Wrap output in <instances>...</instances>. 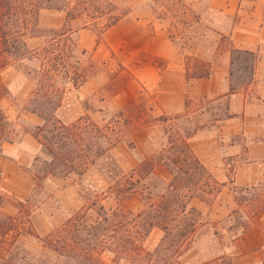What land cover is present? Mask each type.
<instances>
[{
    "label": "crops",
    "instance_id": "0c3cea01",
    "mask_svg": "<svg viewBox=\"0 0 264 264\" xmlns=\"http://www.w3.org/2000/svg\"><path fill=\"white\" fill-rule=\"evenodd\" d=\"M201 1L206 4L205 12L199 13L201 21L202 19L207 21L206 36L201 45L210 50L202 59L211 66L210 77L188 78L181 59L173 58L172 63L167 59L166 51L158 46L151 54L152 61L156 62L154 66L139 71L131 67L127 60L125 68L137 80L128 82L118 91L107 108L114 112L127 109L131 103H137L148 93L154 97L155 106L153 110L148 109L150 118L156 119L161 115L184 118L196 102L210 99L217 103L225 102L223 116L209 124L201 125L187 141L199 162L222 189L212 205L191 203V206L203 215L204 223L194 234L195 239L191 248L178 261L181 264H207L224 257L239 256L237 259L242 260L243 264H263L264 210L257 216L256 226L245 235L237 239L234 237L231 245L227 243L225 247H220V254L211 256L213 251L209 250L212 249L210 244L214 243V238L217 237L216 231H219L222 239L228 242L232 231L229 226H225L228 221L231 222L234 217L241 214L248 221V216L239 209L230 189L229 170L231 168L234 170L233 182L237 189L257 187L264 189V0ZM50 17H61L63 22L56 25L45 24V20ZM65 22L64 12L50 10H43L39 19L42 29H62ZM121 25L122 20L108 29L106 35ZM215 34L220 39L223 36L228 37L234 50L252 52L256 55L253 82L247 88L242 87L230 93V55L214 52ZM77 37L81 51L91 48L93 43L85 30H78ZM128 39L134 43L138 41V36L132 35ZM24 40L32 52H40L46 43L45 38L25 37ZM151 56L148 54L143 57L148 59ZM164 60H168V66ZM24 62L29 61L28 59L20 61L27 64ZM17 66L11 64L0 70L2 82L9 91V95L0 100V111L9 120L19 122L32 130L43 124L41 118L26 110L35 83ZM99 78L100 75H95L78 89L73 85L67 86L62 105L57 111V117L63 124L71 125L88 115L100 126L99 120L102 119L95 111L105 110L102 106L105 102L97 104L94 100L102 90ZM83 101L88 102L89 109L83 107ZM155 111L159 116L154 115ZM161 130L162 126L157 123L144 127L130 135L129 141L133 147L121 142L112 148L108 156L119 164L121 175L132 174L143 161L157 155L164 148ZM2 149L0 193L24 203L30 199L34 190V182L24 169L31 168L33 160L41 153V146L31 134H23L16 143H4ZM151 176L161 180L163 194L172 180L169 172L164 167L157 166ZM43 187L47 198L30 217L40 237L48 236L82 210L86 206V197L96 198L101 194L107 196L110 183L97 167H90L81 178L75 174L62 179L48 177L43 182ZM155 189L157 188L152 187L151 190ZM127 206L134 215L145 210V203L140 198L130 200ZM163 237L164 232L160 228H153L143 243L145 250L154 252ZM104 255L106 253L102 256ZM120 264L133 262L124 260Z\"/></svg>",
    "mask_w": 264,
    "mask_h": 264
},
{
    "label": "trees",
    "instance_id": "16d2710c",
    "mask_svg": "<svg viewBox=\"0 0 264 264\" xmlns=\"http://www.w3.org/2000/svg\"><path fill=\"white\" fill-rule=\"evenodd\" d=\"M75 1L0 0V70L13 61L28 58L43 60L40 77L26 109L41 118L43 124L32 130L24 129L23 131V134H31L41 146V153L35 157L31 168L24 169L33 180L35 187L40 190H43L41 184L48 177L65 178L75 174L81 178L90 167L98 168V162L108 157L112 148L126 141L123 133L125 128H133L132 131H136L155 123L164 127L181 119L165 115L152 119L149 117V110L140 107L136 102L131 103L125 111L117 113L118 129L111 125L101 127L88 115L71 125H65L58 119L57 111L61 107L64 96L63 86L60 87L57 81L60 75L59 68L63 70L62 85L69 82L77 89L95 77L94 74L89 73L90 68L82 63V58L87 55V51L79 49L75 37L78 30L70 26L72 21L83 15L91 20H94L95 16L86 14L90 9L83 4L75 7ZM43 10L66 13L64 27L41 29L39 19ZM117 22L119 19L107 24L105 29L113 27ZM25 37L45 38L46 44L40 52H32L24 40ZM231 52L238 58L244 56L246 61L252 62L249 82L243 85L247 88L253 82L257 57L254 53L247 51L232 49ZM210 73L208 66L206 71L196 78H209ZM231 76H233L232 71ZM237 90L231 87L230 93ZM7 95L9 91L0 77V100ZM8 122V117L1 112L0 159L3 158L4 143L18 142L17 139L11 138L10 134L6 135L5 124ZM191 135L183 136L171 126L170 131L165 135L164 148L157 155L143 161L132 174L121 175L116 180L109 181L108 194L118 201L117 209L107 210L98 203L100 199L96 197L91 205L85 206L74 214L61 228L41 239L44 246L63 257L74 259L77 264H105L101 260L105 252H111L114 255L113 264H120L124 260H130L133 264H181L178 261L179 258L189 249L190 241L203 224L201 213L191 209L196 217L183 221L175 233L176 227L172 226L175 219L171 217L184 216L189 204L183 201L181 193L187 189L193 194L201 191L216 199L222 189L189 147L187 141ZM128 146L133 145L129 142ZM157 166L164 167L174 176L162 195H156L144 183ZM101 172L111 171L101 170ZM233 175L234 170L231 168L228 172V180L239 209L245 205L254 209L252 215L247 217L248 224L243 227L241 234H235V238H239L256 226V218L264 210V190L260 187L237 189L234 186ZM238 193H241L243 197L240 198ZM195 197L193 195L189 200ZM134 198H140L145 203V210L138 215H134L127 206V203ZM3 202L5 197L0 194V206ZM25 204H30V201L27 200ZM18 205L22 213L25 205L21 202ZM32 210L25 212L26 222L29 225L27 231L16 227L20 217L3 218L4 216L0 213V237L16 233L18 238L24 231L39 238L34 230L32 231L30 222ZM91 211H94V217H96L92 240H90L91 234H81L82 226L80 225L88 221V217H92L89 216ZM155 227L164 232V237L154 252H148L143 243ZM207 264L222 263L218 261Z\"/></svg>",
    "mask_w": 264,
    "mask_h": 264
},
{
    "label": "rangeland",
    "instance_id": "374dc122",
    "mask_svg": "<svg viewBox=\"0 0 264 264\" xmlns=\"http://www.w3.org/2000/svg\"><path fill=\"white\" fill-rule=\"evenodd\" d=\"M74 3L75 7L83 4L84 7L90 9L86 14L95 16V19L91 20L89 17L83 15L81 18L71 22L70 26L75 30H85L93 43L89 50H85L87 51V55L82 58V63L90 68L89 73L91 75H100L99 81L101 82L102 90L94 100L97 104H100L101 101L105 102L102 104V106L105 107V110L95 111L97 116L102 119L99 120L101 127L107 125H111L115 129H118L119 127V120L116 116L119 111L114 112L113 110H109L107 106H109L110 100L113 96L123 89L128 82L137 80L135 76H132L126 70L124 65L127 63V60L135 70L140 71L147 69V67L154 66L156 63L152 61L153 58L151 54L157 50L158 46H160L166 51V57L167 59H170L171 62L173 61V58L181 59L183 65L186 67L188 78H196L202 75L208 66L211 67L209 63L202 59L210 53V50L206 48L205 45H201V42H203V39H205L206 36L205 32L207 24L206 19H202L201 21V16L199 14L205 12L206 8V4L201 0H82L80 2L76 0ZM116 19H119V21L122 20V25L106 35L108 29H105V26L109 23L115 22ZM58 22H63V18L50 17L45 20V24L56 25ZM132 35H134V37L138 36V41L132 43L133 41L128 39V37ZM75 37L78 39L77 35ZM230 45L228 37L223 36L222 39H220V37L215 34L214 52L228 53V55H230L231 87L237 89H241L242 87L245 88L243 85L249 82L252 62L251 60L246 61V57L244 56L238 58L236 55H233V52H231L233 48H231ZM148 54L151 58L147 59V57H143ZM20 61L21 60L13 61L11 64H17V67L22 69L25 75L29 76L36 84L40 77L43 60L28 58L29 62H24L27 64L20 63ZM164 62L168 66V60H164ZM59 70L60 75H58L57 81L60 87L63 86L65 94V89L67 86L72 85V83L68 82L67 84L62 85L61 75L63 74V70L61 67ZM231 71L233 76H231ZM153 98V96L146 93L137 101V103L140 107L153 110V108H155ZM82 105L89 109L87 101H83ZM224 109L225 102L217 103L211 99L194 103L191 111L184 118L162 127L161 133L164 139V144L166 142L165 135L170 131L171 126L183 136L189 135L198 130L201 125L205 123L209 124L216 118L222 117V111H224ZM125 110L126 109L120 111ZM1 112L2 111H0V113ZM154 115L159 116V113L155 111ZM8 121V123H4L6 125V135L10 134L11 138L19 141L23 136L24 129H27V127L19 122H13L9 119ZM18 124H20V127H18ZM132 129L133 128H125L123 130V133L126 136L125 143H127V145L130 142V135L135 132L132 131ZM110 161H113L115 164H111ZM98 169L100 171H111L109 173H102L108 183H110V180H116L121 176L119 164L109 156L98 162ZM130 174L131 173L128 175ZM169 175L171 176V179H173L174 176L170 172ZM43 182L41 184L43 190L36 188L34 184L33 194L29 199L30 204L23 203L25 206L21 211L22 213H20V207L18 205L20 201L7 196L6 194L0 193L5 197V202L0 206V213L4 216L3 218L20 217L16 227L27 231L29 225L26 222L27 216L25 212L33 209L30 212L31 217L33 212H35L47 198ZM144 183L151 187V189L152 187H156L157 189L152 190V192L156 195H162L161 180L150 176ZM260 188L264 190L262 187ZM103 195L104 194L98 196L100 199V201L98 200L99 204H102L107 210H115L118 208V201L114 196L110 194H107V196ZM193 195L196 197L189 200ZM181 196L183 201L186 203L189 202V204L184 216L176 217L174 214H172L174 217L170 216L171 219H175V223L172 225L174 228L176 227V232L174 231L175 233H177V227L182 225L183 221H187V219H191V217H196L191 212V209L197 210L191 206L192 202L195 205L200 202L206 205H212L215 202V199L205 195L201 191H197L196 194H193L188 192L187 189L181 193ZM238 196L240 198L243 197L241 193H238ZM95 199L94 196L86 197V206L91 205ZM163 207H165V205ZM242 211L249 216L252 215L254 209L245 205L243 206ZM90 215L92 217H88L89 220L80 225L82 226L81 234H91L90 240H92L94 232L93 225L95 224L96 217H94V211H91L89 216ZM201 219L204 221L203 215ZM247 224V220L243 217V214L237 215L231 222L228 221L225 226H229L232 230L230 238L227 240L228 242H225L222 239L220 232L216 231L215 234L217 237L214 238L215 242L210 244L212 249L209 251H213V255L211 256L220 254V247H225L227 243L231 245L235 234H241L243 227ZM31 226L32 231L34 230L37 234L32 223ZM38 237L39 238L31 236L24 231L21 232V235L18 238L16 237V233H10L6 237H0V264H77L74 259L63 257L53 252L51 249L46 248L41 239L47 236L40 237L38 235ZM194 239L195 235L190 241L189 249L191 248ZM217 248L219 249L218 251ZM105 253L106 255L101 256V260L105 264H113L112 258L114 259V255L111 252ZM237 258H239V256L224 257L223 259L213 260L209 263L220 261L222 264H243L242 260L239 261Z\"/></svg>",
    "mask_w": 264,
    "mask_h": 264
}]
</instances>
